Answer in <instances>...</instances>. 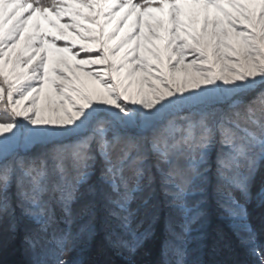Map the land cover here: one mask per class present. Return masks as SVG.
Returning a JSON list of instances; mask_svg holds the SVG:
<instances>
[{"label": "snow or ice", "instance_id": "6c2138e0", "mask_svg": "<svg viewBox=\"0 0 264 264\" xmlns=\"http://www.w3.org/2000/svg\"><path fill=\"white\" fill-rule=\"evenodd\" d=\"M145 26L162 50H141ZM49 50L82 53L90 82L69 95L67 59ZM262 172L264 0H0V249L109 264L83 258L99 238L136 264L162 230L158 264H203L190 245L204 246L214 207L264 264L247 207L264 206Z\"/></svg>", "mask_w": 264, "mask_h": 264}, {"label": "trees", "instance_id": "16d2710c", "mask_svg": "<svg viewBox=\"0 0 264 264\" xmlns=\"http://www.w3.org/2000/svg\"><path fill=\"white\" fill-rule=\"evenodd\" d=\"M134 1L136 3L140 2V0ZM25 151L34 153L38 149L33 146ZM262 183H264V172L257 176L252 188L253 194L257 192ZM247 207L249 221L253 228L260 233L261 241H264V206H257L255 200H253ZM209 224V238L205 241L203 247H198L195 242L190 245L189 260L198 259L203 264H259L256 257L252 256L248 248L241 242L240 236L232 230L229 222L222 219L214 207L210 214ZM217 233L222 236L219 243H217ZM162 238L163 231L160 230L153 240L146 242L144 248L140 249L133 257L136 264H158ZM79 254L80 248L78 247L76 251L68 255L75 257ZM83 258L89 261L106 260L109 264H126L124 256L103 247L99 238L85 247ZM27 259L28 257L18 241L0 249V264H25Z\"/></svg>", "mask_w": 264, "mask_h": 264}, {"label": "rangeland", "instance_id": "374dc122", "mask_svg": "<svg viewBox=\"0 0 264 264\" xmlns=\"http://www.w3.org/2000/svg\"><path fill=\"white\" fill-rule=\"evenodd\" d=\"M135 2V1H134ZM73 7L75 8H80V5H73ZM82 11L84 12H88L89 10L86 8H81ZM156 15H160L159 13H156ZM147 19V17H142V21ZM68 18L65 17V19L61 20V24L67 23ZM84 26L88 27L90 25V21H84ZM41 25L45 28L49 27L46 22H44L43 20H41ZM122 28H124V25H121ZM158 31L162 32V29H157ZM143 32L144 35L141 36V50L149 45V42L151 41V43L157 44L161 46V50H162V44L161 41L156 40L154 37H149L148 36V29L145 26L143 28ZM67 34L72 35L75 34L78 38L79 33L75 32V30L73 29H68L67 30ZM60 46H64V42H57ZM70 43V42H69ZM74 50H78V45ZM139 51V50H138ZM46 55L54 57V58H60V57H65L67 59V64H60L59 68L60 71H62L64 73V84H63V88L67 89V92L69 95L72 94L73 88L78 86L81 82H86L89 83V78L86 77L85 72L87 71V67L81 68V67H77V63L79 61V59H81L83 57V54L81 53L80 57H77L76 60H72L70 56H68L67 54L64 53H57L54 52L52 50H49ZM147 55V53H146ZM141 74L143 75V71H141ZM56 73H50V78H56ZM60 81L57 80V83H59ZM145 87H147V85H145ZM44 94L47 95L50 98V103L52 104L53 107H56L60 101H61V91L58 90L55 85L49 84L45 86L44 89ZM64 100H67V96L64 97ZM33 147V146H32ZM30 147V148H32ZM29 148V149H30ZM28 150V149H27Z\"/></svg>", "mask_w": 264, "mask_h": 264}]
</instances>
